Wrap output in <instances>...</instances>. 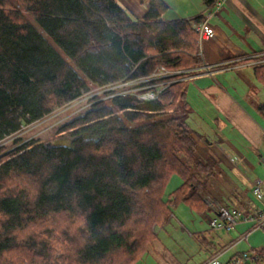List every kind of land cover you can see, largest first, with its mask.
Returning <instances> with one entry per match:
<instances>
[{
    "label": "trees",
    "instance_id": "16d2710c",
    "mask_svg": "<svg viewBox=\"0 0 264 264\" xmlns=\"http://www.w3.org/2000/svg\"><path fill=\"white\" fill-rule=\"evenodd\" d=\"M148 3L135 19L117 0H0V142L91 85L146 78L159 64L178 78L200 67L193 21ZM255 75L264 83V62ZM94 98L55 141L0 149V264H139L181 204L214 215L204 192L217 162L188 117L152 120L189 107L185 80L155 100ZM191 235L206 250L208 236Z\"/></svg>",
    "mask_w": 264,
    "mask_h": 264
},
{
    "label": "crops",
    "instance_id": "0c3cea01",
    "mask_svg": "<svg viewBox=\"0 0 264 264\" xmlns=\"http://www.w3.org/2000/svg\"><path fill=\"white\" fill-rule=\"evenodd\" d=\"M191 2L187 7L181 0L175 1V5L163 9L167 11L163 19L185 18L195 23V17L205 16L213 8L204 0ZM210 22L215 36L204 43V61L196 70L204 68L184 77L189 107L194 106L195 112L210 118L211 126L209 121L203 125L199 140L217 166L204 193L213 208L212 215L219 206H242L247 211L264 208V188L262 198L252 193L254 181L259 177L264 179V83L255 75V65L264 62V0H226ZM224 68L235 69L243 76L235 78V82L230 76V71L234 70L220 71ZM212 76L224 77L227 84L211 81ZM244 77L251 82H238L237 79ZM227 85L235 88L238 95L230 94ZM194 92L200 93L204 107L198 105ZM206 223L208 234L196 229L208 236L204 243L207 251L203 249L201 263L222 250H225L223 261L250 249L264 250V231L255 230L246 237L250 224L216 232L210 228L208 219ZM148 252L160 264H189L178 260L158 239L149 245Z\"/></svg>",
    "mask_w": 264,
    "mask_h": 264
},
{
    "label": "rangeland",
    "instance_id": "374dc122",
    "mask_svg": "<svg viewBox=\"0 0 264 264\" xmlns=\"http://www.w3.org/2000/svg\"><path fill=\"white\" fill-rule=\"evenodd\" d=\"M117 1L121 3L123 6H125L130 11L132 16L135 17L136 19H142L143 17L142 15L149 8L148 0H117ZM164 1L167 6L172 7V5H175V1L177 2L180 0H175V1L174 0H164ZM189 1L191 2L192 0H186V3L184 2V0H181L184 6L186 5L187 7H189L190 5ZM166 12L165 11L163 12V9H162V17L166 18V14H167ZM32 22L35 26H37V23L34 20H32ZM160 65L161 64H159L157 67H159ZM203 68L194 70L193 72L196 74L198 71H200ZM233 68H237V67H233ZM224 70H234V71H230L231 72L230 76L235 82H236L235 78H239L240 75L243 76V73L241 72L239 73V71H235V69H232V68H224L220 71H224ZM173 71H182V70H173ZM213 74L214 73H212V75ZM184 77H181L179 79L181 81L185 80ZM213 79L214 81H219V83H222L224 85L227 84L224 80V77L222 76H216V77L212 76L211 81ZM237 80L238 82H245L247 84L248 82H251L246 77H244V79L242 80H239V79ZM160 86H161L160 82L156 83V85L152 87H147L145 83H140V84L130 83L129 84L127 82L126 83L121 82L119 84H113L111 88L114 89V92L112 93V95L121 94L124 91H128V90H134V91H130L128 94H135V93L141 94V93L148 92L149 90H157ZM227 86H228V89H229L228 91L230 94L238 95V92L236 91L235 88H232L229 85ZM89 88H90L89 90L85 91L76 100H73L62 106H58L54 108L52 112H50L48 115H46L45 117L41 118L40 120L34 123L25 124L17 134L2 140L0 143V149L3 148L5 152H8L10 150H13L19 144L27 142V141H31L33 139L35 140L41 139L45 142L55 141L54 134L59 129V127H61L63 124L69 122L70 120L76 118L77 116H79L80 114L88 110L92 106V104L96 102L94 101L95 96L99 97V100L107 99L110 97V94H106V92H108L107 91L108 88H106L105 86H100L99 84H95V85H91ZM194 93H195L194 95H195L196 100L198 101L199 99L198 105L201 107H204V102H203L204 100L202 99V96L200 95V93L198 92H194ZM194 109H195L194 106H192V108L188 107L187 109L177 107L174 113L162 115L160 117L153 118L152 120L166 118L171 115H185L186 114L189 121L192 123L193 127L195 128L196 136L200 138L203 133L202 127L204 124L207 125L208 121L210 124V118L202 117L199 111L195 112ZM200 118L201 120H199ZM201 121L203 123L200 126L199 123H201ZM181 181L182 180L180 179V177L174 176L168 185L167 193H169L172 189L177 187L181 183ZM174 220H177V221L175 222L173 221L170 224L168 223V225L165 228L163 227V229L162 228L157 229L159 241L164 243L166 248H168L172 252V254L176 256L178 260L184 263L189 262V264H201V259L203 258L205 252L203 250V247H201L200 243H198V241L195 238H192L191 231L200 229L201 231L205 230L206 234H208L209 227L206 225L207 221L204 220L201 216L195 213H192L191 210L185 204H181L179 207H177L176 218ZM259 230L261 232L264 231V229H259ZM222 260H224L223 257H222ZM139 264H160V263L155 260L152 254L148 253L146 256H144V258L142 259V261H140Z\"/></svg>",
    "mask_w": 264,
    "mask_h": 264
},
{
    "label": "built area",
    "instance_id": "2783aa9c",
    "mask_svg": "<svg viewBox=\"0 0 264 264\" xmlns=\"http://www.w3.org/2000/svg\"><path fill=\"white\" fill-rule=\"evenodd\" d=\"M224 1L226 0H217L213 8L205 14L202 20L193 23V27L195 31L198 33L199 49L196 54L199 55L203 61H204L203 45L206 41H208L209 39L215 36V30L210 20L212 17L216 15L218 9L220 8V6L223 4ZM194 70L195 69H189L188 72ZM181 73L182 71H173L168 69L163 64H161L159 67H157L156 71L153 72L149 77L138 78L135 80H127V81L121 80L118 82L110 83L107 85H101V86H105L106 88H108L107 91L109 92L114 90L111 88L113 84H119L121 82L124 83L127 82L129 84L145 83L147 87H152L156 85V83L160 82L161 86L157 90H149L148 92L141 94L135 93L142 100L149 101V100L158 99L161 92L165 90L168 85L180 80L177 77V75ZM130 91H134V90L124 91L121 94H128ZM114 95H110V96H114ZM263 162H264V154H263ZM263 188H264V179L259 177L253 183L252 186L253 195L257 198H262ZM208 223L210 228L216 232L230 231L236 228L238 225L244 223L250 224V228L248 229L246 234L247 237V235L252 231L264 229V208H254L250 211H247L242 206H233V207L219 206L216 210V213L208 220ZM224 251L225 250H222L221 252H217L215 255L207 258L201 264H245L248 262L257 263L264 259V250L250 249L248 251L242 252L239 256L231 258L229 261H223L222 256L224 254Z\"/></svg>",
    "mask_w": 264,
    "mask_h": 264
}]
</instances>
